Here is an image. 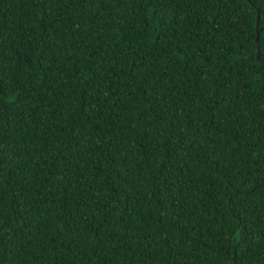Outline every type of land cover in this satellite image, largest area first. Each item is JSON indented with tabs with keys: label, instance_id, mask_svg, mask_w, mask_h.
Here are the masks:
<instances>
[{
	"label": "trees",
	"instance_id": "obj_1",
	"mask_svg": "<svg viewBox=\"0 0 264 264\" xmlns=\"http://www.w3.org/2000/svg\"><path fill=\"white\" fill-rule=\"evenodd\" d=\"M0 264H264V0H0Z\"/></svg>",
	"mask_w": 264,
	"mask_h": 264
},
{
	"label": "snow or ice",
	"instance_id": "obj_2",
	"mask_svg": "<svg viewBox=\"0 0 264 264\" xmlns=\"http://www.w3.org/2000/svg\"><path fill=\"white\" fill-rule=\"evenodd\" d=\"M249 2H250V0H249ZM256 19H257V22H258V20H259V12H258V10H257Z\"/></svg>",
	"mask_w": 264,
	"mask_h": 264
},
{
	"label": "water",
	"instance_id": "obj_3",
	"mask_svg": "<svg viewBox=\"0 0 264 264\" xmlns=\"http://www.w3.org/2000/svg\"><path fill=\"white\" fill-rule=\"evenodd\" d=\"M258 39V38H257Z\"/></svg>",
	"mask_w": 264,
	"mask_h": 264
}]
</instances>
